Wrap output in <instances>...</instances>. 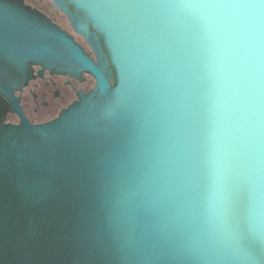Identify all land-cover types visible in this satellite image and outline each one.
<instances>
[{
  "label": "water",
  "instance_id": "obj_1",
  "mask_svg": "<svg viewBox=\"0 0 264 264\" xmlns=\"http://www.w3.org/2000/svg\"><path fill=\"white\" fill-rule=\"evenodd\" d=\"M52 1L96 61L0 0V264H264V0ZM33 64L96 86L34 125Z\"/></svg>",
  "mask_w": 264,
  "mask_h": 264
},
{
  "label": "flooded vegetation",
  "instance_id": "obj_2",
  "mask_svg": "<svg viewBox=\"0 0 264 264\" xmlns=\"http://www.w3.org/2000/svg\"><path fill=\"white\" fill-rule=\"evenodd\" d=\"M25 5L49 20L78 45L84 54L96 61L95 53L84 36L73 28L68 16L52 0H23ZM33 77L28 85L14 91L24 116L34 125L46 124L57 119L61 113L79 101V93L88 95L96 86V80L90 73L81 78L62 74L41 65H31ZM21 115L14 110L10 102L0 95V125L19 124Z\"/></svg>",
  "mask_w": 264,
  "mask_h": 264
},
{
  "label": "clouds",
  "instance_id": "obj_3",
  "mask_svg": "<svg viewBox=\"0 0 264 264\" xmlns=\"http://www.w3.org/2000/svg\"><path fill=\"white\" fill-rule=\"evenodd\" d=\"M220 92L222 94V89L220 90ZM217 104H218V107H221L222 108V104L220 103V99H218Z\"/></svg>",
  "mask_w": 264,
  "mask_h": 264
}]
</instances>
